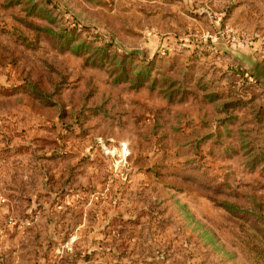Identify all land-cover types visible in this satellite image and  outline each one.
<instances>
[{
  "label": "rangeland",
  "instance_id": "374dc122",
  "mask_svg": "<svg viewBox=\"0 0 264 264\" xmlns=\"http://www.w3.org/2000/svg\"><path fill=\"white\" fill-rule=\"evenodd\" d=\"M0 264H264V0H0Z\"/></svg>",
  "mask_w": 264,
  "mask_h": 264
}]
</instances>
